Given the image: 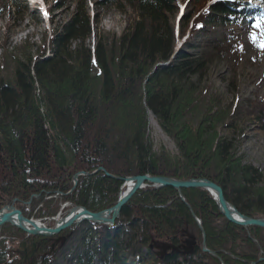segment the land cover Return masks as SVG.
<instances>
[{
  "label": "trees",
  "instance_id": "1",
  "mask_svg": "<svg viewBox=\"0 0 264 264\" xmlns=\"http://www.w3.org/2000/svg\"><path fill=\"white\" fill-rule=\"evenodd\" d=\"M125 1L134 18L121 35L108 33L92 49L73 48L93 34L84 8L53 31L50 48L32 54L26 42L21 55H10L11 66L0 65V209L15 202L24 214L48 221L70 204L112 207L124 181L94 172L105 166L124 178H208L244 214L263 218V172L239 154L238 138L219 132L227 126L242 133L251 111L221 107L217 95L209 102L194 80L209 73L215 58L239 50L231 41L237 37L223 29L232 10L194 0L184 19L190 35L178 48L176 0ZM202 21L209 29L200 28ZM200 33L207 38L195 44ZM255 107L264 128V103ZM151 116L175 141L176 153L154 149ZM83 170L89 174L73 189ZM122 210L115 225L71 226L56 255L48 254L51 237H30L29 248L40 245L33 264H264V227L228 220L207 189L148 186ZM204 237L218 256L203 252ZM0 238V264H22L17 245L29 239L26 233L7 223Z\"/></svg>",
  "mask_w": 264,
  "mask_h": 264
},
{
  "label": "rangeland",
  "instance_id": "2",
  "mask_svg": "<svg viewBox=\"0 0 264 264\" xmlns=\"http://www.w3.org/2000/svg\"><path fill=\"white\" fill-rule=\"evenodd\" d=\"M185 1L179 0L181 4ZM84 8L91 19L93 34L85 43L75 42L73 48L81 44L92 49L98 39L104 38L108 33L119 36L134 18L133 9L125 0H40L39 5H32L28 0L16 3L0 0V14H2L0 15V65L11 66L10 55H21L26 42L32 44V54H36L38 49L45 45L47 49L50 48L53 31L61 30L74 13ZM193 8L194 4L189 2L186 10L191 11ZM241 24L243 30L241 27L237 28L235 24L225 27L228 31L234 29V34L239 35L237 38L239 41L234 40L240 44L239 50L215 58L209 67V73L200 79L194 77V80L209 102L217 95L216 104L221 107L230 106L235 110L236 106L245 105V110L251 111L248 113L249 120L242 124V133L239 134L238 131L227 126H219V132L222 137L238 138L239 154L245 162L251 163L264 174V128L254 113L255 106L264 103V52L251 44L248 35L249 31L258 27L257 25L264 28V19L260 18L250 23L242 17ZM206 38L198 34L195 35L193 42L199 43ZM234 78L236 82L233 86L230 82ZM249 101H252L254 106H251ZM150 118L154 149L158 151L163 146L165 151L176 153L175 141L165 133L154 116ZM262 181L264 184V180ZM13 203L16 205L15 202ZM197 220L203 228L201 219L197 218ZM47 224L54 225V222L50 220ZM135 230L138 231L137 228ZM140 264L149 263L140 262Z\"/></svg>",
  "mask_w": 264,
  "mask_h": 264
},
{
  "label": "water",
  "instance_id": "3",
  "mask_svg": "<svg viewBox=\"0 0 264 264\" xmlns=\"http://www.w3.org/2000/svg\"><path fill=\"white\" fill-rule=\"evenodd\" d=\"M105 171V174L109 177L116 178L124 181L123 187L126 186L127 183H132V186L126 190L125 193H121L119 200L115 203L114 206L106 208L102 211H91L84 205H72L70 209L67 211V215L60 217L59 219L53 218L56 221L55 226H47L41 221V219H33L23 214L22 210L19 209L14 203L11 205H6L0 210V230L3 228V225L10 223L12 225L18 226L21 230H23L27 235L37 236H53L58 235L60 232L71 228L74 224H80L83 220L94 221L98 224H115L116 219L121 215L122 209L127 203L132 199V197L139 191L151 185L155 188L160 187H171L173 186L179 191H182V188H194L199 187L203 189L209 190L212 194L215 195L218 206H220L221 213L233 223L239 226H259L264 227V217H254L248 216L244 214L241 210L238 209L236 205L231 203L225 194L224 188L221 184L215 183L214 181L205 178H193V179H178L175 177H169L164 175H151V174H137L121 177L116 174H113L107 170L105 166L99 167L96 171ZM87 171H80L74 175V187L77 186L79 182L80 175H88ZM22 248H24V252L27 254L26 259L28 257H32L35 255L36 245L33 244L32 248L33 253L28 254L27 242L22 243ZM204 252H210L215 256H218L216 251H213L210 248H207L206 241H204L203 245ZM264 260V258H263Z\"/></svg>",
  "mask_w": 264,
  "mask_h": 264
},
{
  "label": "flooded vegetation",
  "instance_id": "4",
  "mask_svg": "<svg viewBox=\"0 0 264 264\" xmlns=\"http://www.w3.org/2000/svg\"><path fill=\"white\" fill-rule=\"evenodd\" d=\"M62 235H64V236H66V237H68L69 236V234H62ZM61 234H60V236H56V237H52L51 239V242H50V247L52 248V246L53 245H55V244H58L59 245V247L61 248L62 246L60 245L61 243H62V240H63V236H62ZM38 246H40L39 244H38ZM36 247L37 248V252H38V250H39V247ZM21 252H22V255H23V264H33V260H35V259H38V256L36 255V256H32V257H28L27 259H26V253H24V251L23 250H20ZM51 250H49V252H50ZM32 253H30V255H31Z\"/></svg>",
  "mask_w": 264,
  "mask_h": 264
},
{
  "label": "bare ground",
  "instance_id": "5",
  "mask_svg": "<svg viewBox=\"0 0 264 264\" xmlns=\"http://www.w3.org/2000/svg\"><path fill=\"white\" fill-rule=\"evenodd\" d=\"M2 15V14H0ZM130 186H132V183H127L126 186H125V191H122V194L126 192V190H128V188H130ZM210 192V191H209ZM211 193V192H210ZM212 194V193H211ZM213 196H215L214 194H212ZM38 221V220H37ZM38 222H42V221H38ZM27 234V233H26ZM31 236H28V238L30 239Z\"/></svg>",
  "mask_w": 264,
  "mask_h": 264
},
{
  "label": "snow or ice",
  "instance_id": "6",
  "mask_svg": "<svg viewBox=\"0 0 264 264\" xmlns=\"http://www.w3.org/2000/svg\"><path fill=\"white\" fill-rule=\"evenodd\" d=\"M45 15H47V13L45 12ZM253 42L255 43V38L253 39ZM261 49L264 50V44L260 45Z\"/></svg>",
  "mask_w": 264,
  "mask_h": 264
}]
</instances>
